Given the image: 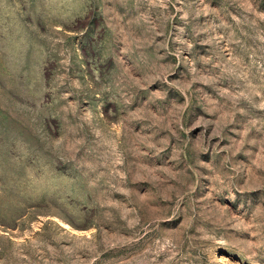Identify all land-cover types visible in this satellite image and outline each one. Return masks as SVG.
<instances>
[{"label": "rangeland", "instance_id": "obj_1", "mask_svg": "<svg viewBox=\"0 0 264 264\" xmlns=\"http://www.w3.org/2000/svg\"><path fill=\"white\" fill-rule=\"evenodd\" d=\"M0 264H264V0H0Z\"/></svg>", "mask_w": 264, "mask_h": 264}]
</instances>
